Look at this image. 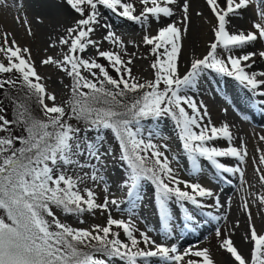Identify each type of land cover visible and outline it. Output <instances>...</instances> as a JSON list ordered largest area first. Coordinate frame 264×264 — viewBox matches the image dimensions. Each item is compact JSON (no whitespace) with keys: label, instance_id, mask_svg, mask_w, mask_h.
Segmentation results:
<instances>
[{"label":"snow or ice","instance_id":"6c2138e0","mask_svg":"<svg viewBox=\"0 0 264 264\" xmlns=\"http://www.w3.org/2000/svg\"><path fill=\"white\" fill-rule=\"evenodd\" d=\"M254 3L257 0H205L213 38L207 53L192 59L182 73L190 0H59L56 7L66 6L74 22L55 38L49 36L39 65L54 67L68 79L67 84L61 80L62 100L49 89V78L39 73L32 48L22 45L13 32L0 30V210L5 214L0 216V264H217L209 248L181 251L179 245L157 243L148 231L136 227L132 217L135 203L144 199L145 181L154 186L152 199L165 237L175 234L173 206L183 213L184 227L190 229L198 224L193 209L225 208L211 188L181 178L172 166L178 157L166 154L167 143L156 142L157 137L167 138L158 129H146L143 122L169 118L193 173L202 172V161H207L220 174L238 175L241 189L247 192L242 167L249 157L246 144L234 143L227 122L215 125L195 93L211 70L264 97V71H250L257 55L264 60V50L243 51L264 41V8L257 4L258 20L250 29H230L232 19ZM0 5L11 6L7 0H0ZM101 9L146 29L152 22L158 25L154 35L142 38L153 57L152 78L133 73L141 57L127 51L122 37L103 20ZM177 15L180 18L174 19ZM35 19L43 23L41 16ZM15 20L23 24L27 36L35 35L26 13ZM100 29L103 35L97 39ZM105 41L113 47L104 49ZM260 104L264 109V99ZM108 133L117 149L106 146ZM221 140L228 146H217ZM259 140L264 141V134ZM258 151V161L253 157V162L264 165V150ZM109 158L128 169L121 181L127 201L133 203L127 219L112 215L124 201L107 186L103 173ZM221 158H234L238 164L226 165ZM255 171L264 187V168ZM90 183L104 184L102 202ZM247 195L250 199L242 197L241 208L247 217L244 240L251 245L249 254L232 238L238 220L226 234L216 229L219 249L228 254L229 264H264V231L257 230L252 213L253 204L264 208V193ZM54 209L69 216L99 210L107 214L106 222L77 228L62 222ZM203 214L216 221L222 218L211 211Z\"/></svg>","mask_w":264,"mask_h":264},{"label":"rangeland","instance_id":"374dc122","mask_svg":"<svg viewBox=\"0 0 264 264\" xmlns=\"http://www.w3.org/2000/svg\"><path fill=\"white\" fill-rule=\"evenodd\" d=\"M203 1L205 0H202V2ZM7 2L11 6L6 7L4 5H0V30L5 31L7 29V27L5 29V26L8 22L9 24H7V26L8 25L12 26V28L11 26L8 27L11 29V32H13L16 35V38L19 40V42L22 45L26 44L32 48L33 55L37 61V67L39 73L49 78L47 80L49 89L54 90L57 93L58 99L62 100L64 98L62 93L63 84H67L69 82L68 79L65 78L63 74L54 67L40 66L39 60L44 55L43 49L47 45L49 36L55 38L57 34L62 33L65 28H67L74 22V15L71 14L68 10H66V6L59 8L56 7V5L59 3V0H7ZM134 2L138 3V0H134ZM263 2L262 0H257V4L258 3L260 4L259 7L264 8ZM18 4H22L23 7L18 8L16 6ZM257 4L254 3L247 10H244L242 12L241 17L233 18L232 25L230 26V28L232 29L234 24L237 23L238 25L243 24L244 27H246V29H250L252 22L258 20V16L256 14ZM194 8L196 10L200 8V10L195 11L196 13L201 12L202 7L199 4L195 3ZM205 10H204L205 14L207 13L206 15L210 19L211 14L209 13L208 8H206ZM101 11L103 13V17H105L103 18V20L105 19L104 21H107V23L112 26V30L115 31L117 35H120L127 44V51L129 53L136 52L137 55L141 57L136 59L135 65L133 67V73L142 78H152V69L150 68V63L153 57L149 55L150 46L144 45L142 42V38L145 34L154 35L158 29V25L155 22H152L146 29L144 26L138 23H134L132 21H128L126 20V18L120 17L107 9H101ZM25 13L27 14L29 21L31 22L32 30L35 33L33 37H29L26 35L25 27L23 26L22 23L21 24L16 23L15 17L17 15L23 16ZM37 16H41L43 18L42 24H38L36 22L35 18ZM179 18H180L179 16H176V19ZM192 19L193 18L191 16L189 33L184 37V41H183V43L185 42L184 43L185 45L187 44L185 50L188 48L187 51L182 53L183 54L182 57L184 58V60L181 57L182 58L181 66L184 67L189 66L191 61L189 60V58L192 59V55H191L192 52L194 53L195 51L203 50V52L205 53H202L199 56V58H202L203 55L207 53L208 45L213 38V33L211 31V27H212L211 24L207 23L205 19H202L197 15H195V20ZM102 35H103V30L100 29L97 31L95 38L101 39ZM190 43L192 45H190ZM191 46L193 47L191 48ZM112 47L113 46L110 45L108 42L106 41L103 42L104 49L107 50V49H111ZM261 50H264V41H258L254 45L249 46L243 51L259 52ZM240 53L241 50H237V54ZM255 61L256 63L253 66V71L255 70L264 71V60H262L257 55L255 57ZM101 62L104 63V61ZM112 74L115 75L114 72ZM204 75L206 79L202 78L201 90L199 91V93H195L197 99L203 100L204 103L206 101L205 104L209 109L212 122L215 125L219 126L220 124L227 122L229 125L232 126V131L234 133V136L236 137L234 143L236 145H239L241 141H243L246 144L247 150L249 152L247 163L245 165H242V167H244L245 169V179L248 182L247 185H244V188L247 189V192L241 189V182L238 175L220 174L207 161H202V168H203L202 172L193 173L191 170V163L187 160V156L182 150L181 142L178 140L177 129L174 126V122H172L169 118H165L167 124L166 127L168 128V130L167 128H160L164 130H159L158 128L155 127L153 122H151L150 124L148 122H143V126L146 129L148 128L158 129L161 136L167 138L162 140L159 137H157L156 142L167 143L168 151L166 154L169 155V157L171 156L178 157V161H174L172 166L174 168L179 169V175L181 176L182 179L191 180L193 182H199L205 187L211 188L215 193H217L220 196V199H222L221 202L225 205V208L223 209L226 210V212L221 216L222 218L219 221L216 220L212 221L208 219L211 227L206 230L205 235H202L201 232H197L196 230H193L198 236L195 237L196 239L195 241L192 242L193 244L191 243L190 245L188 244L181 245L180 247L181 251L196 246H198L199 248H209L217 264H226V263L229 264L228 254L219 249V239L216 236V229L219 228L222 233L226 234L229 229L233 228V225L238 220L240 226L239 228L234 229V234L232 238L235 241L236 245L246 256L249 254L251 245L249 243H246L245 240H243L244 238H242L244 237L247 231L248 225H247V217L244 214L241 205H242V197H246L250 199V197H248L247 195L248 193H256V194L264 193V187H262L258 183V174L255 171L257 167L264 168V165H259L258 163L253 162V157H255L256 160L258 161L260 155V151H258V149L264 150V141L259 140V135L264 134L263 131L264 109L262 115L255 113L257 117L259 118L263 117L261 119H258L259 120L258 122L260 123L255 125L253 123L254 121H251L249 119V116H246L248 111L247 110L248 106H246L243 103L242 97L239 96L241 89L239 90L238 85H236L238 82L234 78L221 76L215 72H212L211 70L207 71ZM61 80H63V84L61 83ZM201 92L204 94H202ZM231 97H236L237 99ZM234 99L236 102L234 101ZM249 102L252 105L251 99H249ZM258 107L259 106L255 105L254 108H252V110L254 109V111H257ZM225 109L227 110V112L224 111ZM231 116L233 117V119L231 118ZM159 126L160 125L158 124L157 127ZM169 130L171 132L170 133L171 135H169ZM105 144L106 146H111L113 149L118 148L117 142L110 133H108L106 136ZM217 146L227 147L228 144L227 141L221 140L217 142ZM228 159H224L223 161L222 160L221 161L229 166H236L238 164V162L234 158H228ZM103 174L106 177L107 186L109 187L110 192L115 196V198L124 201L121 203L119 210L113 208L112 215L115 218L127 219L129 212L133 210V203L127 201L125 196V191L121 185L122 179L127 177L128 174L127 167L123 165L122 162L119 161L118 159L109 158V160L107 161V167ZM227 182L232 184L233 186L232 190L229 193L220 195V190L222 189V187L228 185ZM248 185H252V187H248ZM89 186L93 187L94 190L96 191L98 202H102L103 197L105 195V193L103 192L104 184L101 183L99 186H96L90 183ZM153 187L154 186H152L150 182L145 181L142 183L141 191L144 196V199L142 202L135 203V209H134L135 215L132 217L136 221V227L139 228L141 231H148V234L153 239H155L157 243H165L169 245L173 243L179 245L181 239L185 235L194 236L193 232L190 233L187 232L189 231L188 229L190 228L184 227L185 222L183 221V213L180 212L177 207L173 206L174 217H175V234L172 238L165 237L163 225L159 221L158 213L152 199ZM229 200L231 201L230 209L227 208ZM209 203H211V201H209ZM209 210L213 214L216 213L212 209H206L203 211H198L193 209V211H195L198 223H202L204 221V218H207V215L203 214V212ZM54 211L60 217L62 222L68 223L71 226L77 228H88L91 225H95V224L103 225L106 222V216H107L106 213L102 214L99 210H97L94 214L85 213L82 216L65 215L59 209H54ZM252 213L254 216V223L257 230L264 231V208H259L257 207V205L253 204ZM4 215L5 214L3 210H0V216H4ZM216 215H219V213H216ZM81 220H83L84 223H80ZM236 233H238V237L236 238L237 241L235 240ZM121 238L125 239L123 233L121 234ZM115 262L122 264V262L119 261H115Z\"/></svg>","mask_w":264,"mask_h":264},{"label":"bare ground","instance_id":"6f19581e","mask_svg":"<svg viewBox=\"0 0 264 264\" xmlns=\"http://www.w3.org/2000/svg\"><path fill=\"white\" fill-rule=\"evenodd\" d=\"M190 2H191V16H192V18L195 20V15H196V12L195 11H197V10H200V8L199 9H195L194 8V5H195V3H197V4H199L201 7H202V9H201V12H203V17H201L202 19H205V21H207L208 19H209V17L205 14V12H204V10L207 8V6H206V4H205V1H203L202 2V0H190ZM31 3V2H30ZM257 4V3H256ZM259 4V3H258ZM260 5V4H259ZM254 8V7H253ZM206 11V10H205ZM257 11V10H256ZM210 13V12H209ZM206 15V16H205ZM112 16V15H111ZM177 16H179V15H177ZM103 18H105V17H103ZM116 18V17H115ZM174 19H176V17H174ZM192 19V20H193ZM105 20V19H104ZM108 20V19H107ZM107 22V21H106ZM164 23H168V22H170V21H168V20H165V21H163ZM208 23V22H207ZM7 24H9L8 22H7ZM7 24H6V26H5V29H6V27H7V29L5 30V31H11V29L8 27V26H11V25H8L7 26ZM9 28V29H8ZM11 28H12V26H11ZM204 30V29H203ZM14 32H16V31H14ZM19 35V34H18ZM209 35V34H208ZM203 36H204V33H203ZM199 37V36H198ZM202 37V36H201ZM192 39V38H191ZM190 39V40H191ZM203 39V38H202ZM195 40V39H194ZM208 40V39H207ZM204 41V40H203ZM190 42V41H189ZM185 43V42H184ZM183 43V44H184ZM192 43V42H191ZM190 43V45H192ZM196 43V42H195ZM189 44V43H188ZM206 44V43H205ZM204 44V45H205ZM187 45V44H186ZM185 44L183 45V49H182V53H184L185 51H187V49L185 50V47H187ZM193 46H191V48H192ZM195 51V50H194ZM192 52V51H191ZM202 53H205V52H203V50L202 51H195L194 53L192 52V59H194V58H199V56L202 54ZM187 54H188V52H187ZM183 55V54H182ZM185 56H187V55H185ZM183 58V57H182ZM181 58V59H182ZM187 59V58H186ZM192 59H190L189 58V60H192ZM183 60H184V58H183ZM184 64V63H183ZM261 64V63H260ZM260 64H258V65H260ZM190 65V64H189ZM257 65V64H256ZM255 65V66H256ZM186 68H187V66L186 67H184V66H181V72L183 73L185 70H186ZM255 70V69H254ZM250 71H253V68L252 69H250ZM256 71V70H255ZM218 83V82H217ZM239 83V82H238ZM236 84V85H238V88H239V90H240V95L239 96H241L242 97V99H243V103L246 105V106H248V108H247V115L246 116H249L250 118V120L251 121H254L253 123L256 125V124H259L260 122H258L259 120L258 119H261V118H263V117H261V118H259V117H257L256 116V114H260V115H262V113H263V109H262V106H261V104H260V101H261V99H264V97H260L257 93H254L255 95H256V97H254V95L252 94V93H250L249 91L247 92V94H246V88L243 86V85H241L240 83L239 84ZM219 84V83H218ZM215 85V84H214ZM218 88V87H217ZM199 93V92H198ZM202 93V92H201ZM208 93V92H207ZM234 93V92H233ZM202 94H204V93H202ZM208 95V94H207ZM216 96V95H215ZM199 97V96H198ZM248 97V98H247ZM200 98V97H199ZM231 98H235V99H237L236 97H231ZM238 98H240V97H238ZM208 99V98H207ZM215 99V98H214ZM213 99V100H214ZM235 99H234V101H235ZM249 99H251L252 100V105L250 104V102H249ZM233 101V100H232ZM236 102V101H235ZM259 102V107L257 108V111H254V109L252 110V108H254V106H255V103H258ZM205 103H206V101H205ZM226 106V105H225ZM219 107V106H218ZM242 110V109H241ZM231 111V110H230ZM229 111V112H230ZM254 111V112H253ZM227 112V111H226ZM237 112V111H236ZM231 113V112H230ZM229 113V114H230ZM234 113V112H233ZM241 113V112H240ZM256 113V114H255ZM228 114V115H229ZM235 114H237V113H235ZM225 115V114H224ZM232 115V114H231ZM227 116V115H226ZM244 116V115H243ZM264 116V115H263ZM219 117V116H218ZM222 117V116H221ZM241 117V116H240ZM231 118L233 119V117L231 116ZM239 118V117H238ZM245 118V117H244ZM240 119V118H239ZM243 119V118H242ZM241 119V120H242ZM218 120H220V119H218ZM244 121V120H243ZM261 121V120H260ZM219 122V121H218ZM229 122V121H228ZM250 123V122H249ZM252 123V122H251ZM247 126V125H246ZM259 128V127H258ZM257 128V129H258ZM236 129V128H235ZM256 129V130H257ZM263 129V128H262ZM167 130H168V128H167ZM252 130H253V128H252ZM264 131V130H263ZM258 132V131H257ZM171 132H170V130H169V135H171L170 134ZM249 153V152H248ZM224 159H228V158H221V160L223 161ZM229 160V159H228ZM237 166V165H236ZM224 183H225V181H224ZM227 184L228 185H226L225 187H222V189L220 190V195L221 194H225V193H229L231 190H232V188H233V186H232V184H230V183H228L227 182ZM221 201H222V199H221ZM219 216H222L225 212H226V210H224L223 208L222 209H220L219 211ZM194 234V236H189V235H185L182 239H181V242L179 243V247H181V245H190L193 241H195V233H193ZM240 234H241V232H240ZM242 234H244V233H242ZM238 237V233H236L235 234V240H236V238ZM241 237V236H240ZM242 238H244V237H242ZM239 240V239H238ZM244 240V239H243ZM237 241V240H236ZM242 242V241H241ZM240 242V243H241ZM243 243V242H242ZM193 244V243H192ZM238 244H239V241H238ZM114 264H120V263H117V262H113ZM227 264V263H226Z\"/></svg>","mask_w":264,"mask_h":264}]
</instances>
